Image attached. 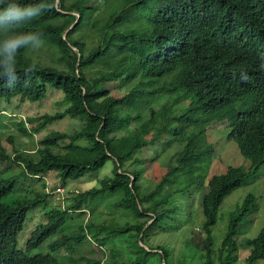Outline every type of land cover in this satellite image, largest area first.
Instances as JSON below:
<instances>
[{
	"label": "trees",
	"instance_id": "1",
	"mask_svg": "<svg viewBox=\"0 0 264 264\" xmlns=\"http://www.w3.org/2000/svg\"><path fill=\"white\" fill-rule=\"evenodd\" d=\"M15 30L42 33L62 66L43 65L21 49L18 71L22 74L33 61L37 70L21 75L12 88L0 82V131L3 101L40 102L51 88L61 90L67 107L18 122L22 134L38 135L65 117L80 121V127L47 133L38 140L37 159L27 151L9 154L0 141V162L18 167L16 174L0 175V264H59L60 258L72 264H169L167 250L149 245V238L157 228L166 230L167 220L180 210L181 203L168 207L170 198L196 184L208 187L202 200L208 250L203 264H214L213 227L223 200L264 165V0H58L57 8ZM242 70L251 77L248 83L239 80ZM225 121L227 138L251 165H229L207 177L203 160L212 146L203 148V136L209 126ZM159 144L174 162L153 187L139 153ZM108 160L113 161L111 175L74 192L64 207L46 208L51 173L64 182L79 180ZM20 179L42 181V189L21 188L16 194ZM111 196L133 222L96 223L95 206ZM254 207L250 195L232 211L218 264L239 259L235 236ZM35 209L42 219L21 249L19 234ZM72 212L80 218L78 228L62 231ZM54 236L47 253L36 252ZM93 243L100 256L73 255ZM122 243L130 252L127 260L117 258ZM243 245L250 249L247 264L264 259V225Z\"/></svg>",
	"mask_w": 264,
	"mask_h": 264
},
{
	"label": "rangeland",
	"instance_id": "2",
	"mask_svg": "<svg viewBox=\"0 0 264 264\" xmlns=\"http://www.w3.org/2000/svg\"><path fill=\"white\" fill-rule=\"evenodd\" d=\"M45 41V40H44ZM56 48L45 41L44 45L36 50L29 49L27 54L34 60L40 62L43 65L58 66L61 67L58 59V52ZM124 93V91H120ZM164 100L158 101L154 104L155 107H159ZM67 103L64 102V95L61 90L51 88L48 97L40 102L26 101L20 103L18 99L12 102L3 101L1 108L4 109V117L2 118L3 126L0 131V141L2 146L6 148L9 154H16L18 151H27L34 159L38 158V154L35 152L38 140L44 137L52 130L68 131L72 132L80 127V121L70 117H65L62 120H58L51 125H48L40 134L34 136H25L22 134L18 127V122L25 121L28 117L40 116L45 113L54 114L58 111H63L67 107ZM227 122L214 124L208 127L206 136H203L202 143L203 148L208 150L207 155L204 156L203 163L208 168L207 177L214 173L224 172L229 165L233 166H245L249 168L251 162L241 152L234 140L227 138V132L224 129ZM15 136V141L12 142L10 136ZM0 151L2 147L0 146ZM142 158L146 159L144 173L148 175V180L153 183H158L161 180L163 170H167V165L170 162H174L172 153L165 154L162 151V146L159 144L156 147H146L141 153ZM210 157V160H208ZM113 161L108 160L107 163L99 170L93 171L79 180H68L64 182L61 178L51 173L47 177L46 191L49 193L47 197L46 208L55 206L64 207L66 201L70 199L74 192L78 193L89 189L93 185H97L99 180L107 175L112 174ZM18 171L17 165L12 161L0 162V175H13ZM91 174V175H90ZM142 181L145 178L142 177ZM148 184V183H147ZM42 181L20 179L16 188L17 192H25L27 187L42 189ZM58 187L63 188L60 192ZM154 187V186H153ZM208 192L207 186L199 184L193 185L182 194H176L170 198V204L168 207L175 206L181 203L180 210H178L175 218L169 219L166 222L168 228H157L154 235L149 238V245H162L168 252L169 264H203L208 255L207 248H205L206 233L203 231L202 226L205 221V216L202 211V200L205 194ZM250 195L255 197L256 207L252 209L242 220L238 228V234L235 236L237 243L240 245L239 259L233 261L231 264H247L246 258L249 256L250 249L244 247L243 243L249 238L256 237L261 231L264 225V165H262L258 172L241 186L236 188L230 194H228L223 200L217 224L213 227L214 244L212 250L214 251V264H218V249L221 247L225 233L228 229V223L230 215L243 201ZM176 196V198H175ZM115 196H111L102 201H99L95 206L94 218L96 223L124 225L127 222H133V216L130 213H126L123 209H118L113 205ZM86 218L88 219L91 214L87 210ZM71 213V212H70ZM73 213V212H72ZM42 212L39 209L32 210L29 213V218L26 222L24 230L19 234V247L25 248L28 239L30 238L36 225L42 219ZM80 223V218L73 213L72 219L65 225V232L76 230ZM56 236L50 238L47 243H44L36 252H48V243L54 240ZM146 247V246H145ZM93 249H97L95 243L83 244L73 252L75 257H79L81 254H86L90 257L100 256L94 252ZM120 260L129 259L130 252L127 246L122 243L118 247ZM64 252V250H62ZM67 252V251H66ZM62 254V253H61ZM158 261L157 258L153 260V263ZM59 264H72L65 258H60ZM256 264H264V259H260Z\"/></svg>",
	"mask_w": 264,
	"mask_h": 264
},
{
	"label": "clouds",
	"instance_id": "3",
	"mask_svg": "<svg viewBox=\"0 0 264 264\" xmlns=\"http://www.w3.org/2000/svg\"><path fill=\"white\" fill-rule=\"evenodd\" d=\"M58 0L52 3L46 0L38 2L21 4L18 0H0V82H6L9 88H12L21 79L29 77L37 70L35 61L28 64L22 74L17 68V57L21 49L36 50L41 48L45 41L43 34L39 32L16 31L18 26L28 24L43 12L57 8ZM236 78V74H233ZM251 77L246 70L239 73V80L242 83H248Z\"/></svg>",
	"mask_w": 264,
	"mask_h": 264
},
{
	"label": "water",
	"instance_id": "4",
	"mask_svg": "<svg viewBox=\"0 0 264 264\" xmlns=\"http://www.w3.org/2000/svg\"><path fill=\"white\" fill-rule=\"evenodd\" d=\"M76 13V12H75ZM78 15V14H77ZM78 17H79V15H78ZM78 22V20L70 27V28H73L74 26H75V24ZM144 246H146L147 247V245L146 244H144Z\"/></svg>",
	"mask_w": 264,
	"mask_h": 264
},
{
	"label": "built area",
	"instance_id": "5",
	"mask_svg": "<svg viewBox=\"0 0 264 264\" xmlns=\"http://www.w3.org/2000/svg\"><path fill=\"white\" fill-rule=\"evenodd\" d=\"M57 190L61 192V191L63 190V188H61V187H58V189H57Z\"/></svg>",
	"mask_w": 264,
	"mask_h": 264
}]
</instances>
